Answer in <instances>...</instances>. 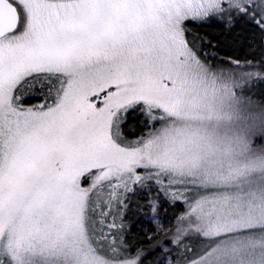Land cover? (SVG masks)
<instances>
[{"label": "snow or ice", "instance_id": "snow-or-ice-1", "mask_svg": "<svg viewBox=\"0 0 264 264\" xmlns=\"http://www.w3.org/2000/svg\"><path fill=\"white\" fill-rule=\"evenodd\" d=\"M240 23L264 0H0V264H264V71L195 31Z\"/></svg>", "mask_w": 264, "mask_h": 264}, {"label": "trees", "instance_id": "trees-1", "mask_svg": "<svg viewBox=\"0 0 264 264\" xmlns=\"http://www.w3.org/2000/svg\"><path fill=\"white\" fill-rule=\"evenodd\" d=\"M195 31H198L202 35L206 34L207 39L216 46L213 50L205 45V50L213 54L216 62H253L251 67L255 66V68L259 70L261 68L264 71V40H262L261 36L250 25L240 23L230 33L218 25L198 28ZM252 92L255 94L254 99L264 102V82L253 87ZM173 209L175 213H178L177 209L180 210L181 207H173ZM136 214L137 211L134 210L132 213L128 212L126 217L128 223L131 225L128 238L132 243L138 242L143 235L138 233V228L135 227V224L139 220H135Z\"/></svg>", "mask_w": 264, "mask_h": 264}, {"label": "rangeland", "instance_id": "rangeland-1", "mask_svg": "<svg viewBox=\"0 0 264 264\" xmlns=\"http://www.w3.org/2000/svg\"><path fill=\"white\" fill-rule=\"evenodd\" d=\"M217 62L219 63V61H217ZM229 63L230 62H227V63H224V64H229ZM232 67L235 68V65L233 64ZM243 68H244V63H241V69H243ZM251 69L254 70V71H262L261 68L259 70V69L255 68V66L251 67ZM237 71H239V70H237ZM245 94L246 95L248 94V89L247 88H245ZM172 208L173 207H170L167 204H164V206L160 209V214L170 218V217H173V216H175V215H177L178 213L181 212V209L180 210L177 209L178 213H175L174 209L172 210ZM134 210H135V206L133 205V207L131 209H129L128 212L132 213ZM135 220L136 221L138 220L137 223L135 224V227L138 228V231H139L138 233L143 234V231H142L143 227H149V228L151 227L150 225L146 224L144 218L142 216H140L138 213L135 216Z\"/></svg>", "mask_w": 264, "mask_h": 264}]
</instances>
